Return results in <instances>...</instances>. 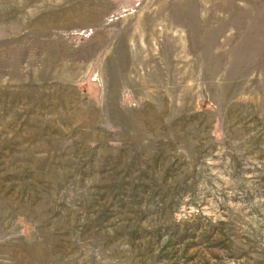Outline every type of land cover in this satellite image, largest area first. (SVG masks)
<instances>
[{
  "label": "rangeland",
  "instance_id": "374dc122",
  "mask_svg": "<svg viewBox=\"0 0 264 264\" xmlns=\"http://www.w3.org/2000/svg\"><path fill=\"white\" fill-rule=\"evenodd\" d=\"M0 264H264V0H0Z\"/></svg>",
  "mask_w": 264,
  "mask_h": 264
}]
</instances>
